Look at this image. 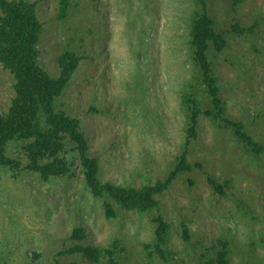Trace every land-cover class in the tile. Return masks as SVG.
I'll use <instances>...</instances> for the list:
<instances>
[{"label":"rangeland","instance_id":"1","mask_svg":"<svg viewBox=\"0 0 264 264\" xmlns=\"http://www.w3.org/2000/svg\"><path fill=\"white\" fill-rule=\"evenodd\" d=\"M30 1L37 2L43 25L41 66L56 76L65 48H83L89 55L61 101L80 119L91 154L99 159L101 180L138 186L162 179L183 149L182 94L193 90L208 104L190 59L194 0H146L142 18L132 25L122 0H81L64 20L55 18L53 0ZM231 3L209 0L217 30L229 27ZM237 18L254 25V32L228 33L227 47L211 51L210 58L227 115L264 143V0H244ZM12 83L0 65V113L9 106ZM198 122L187 158L200 166L157 195L170 224L164 257L152 246L153 213L113 202L115 214L108 217L77 167L73 176L44 181L38 173L14 176L0 166V264H51L58 252L81 242L69 238L74 227L83 228L82 242L92 245L123 241L126 264H211L219 240L228 246V264H264V154L244 151L229 129L203 114ZM22 145L11 143L8 155L23 159ZM208 176L229 183L225 194L213 191ZM58 258L89 263L69 251Z\"/></svg>","mask_w":264,"mask_h":264},{"label":"trees","instance_id":"2","mask_svg":"<svg viewBox=\"0 0 264 264\" xmlns=\"http://www.w3.org/2000/svg\"><path fill=\"white\" fill-rule=\"evenodd\" d=\"M85 2V0H83ZM121 1V0H120ZM130 18V25L142 18L146 0H122ZM81 0H53L55 18L64 20L74 15ZM209 0H194L189 22L190 59L196 80L206 93L207 105L196 97L193 90L181 96V107L186 114L185 140L182 151L175 157L172 169L154 182L135 185H121L99 177V159L91 154V146L83 131L80 119L71 114L62 103L73 74L89 60V55L75 48H65L58 56V74L52 75L39 64L38 43L42 33V21L36 3L30 0H0V65L12 76L13 96L7 110L0 113V166L13 171V175L29 171L38 173L42 180L73 176L77 167L81 180L92 197L102 202L106 215H114L112 203L123 205L138 213H153L154 224L152 246L164 257L170 224L164 218L157 195L167 190L175 179L199 167L187 158L188 145L198 137L200 114L229 129L237 144L253 155L264 154V143L255 139L242 121L228 116L221 97L218 79L210 58V52L221 53L228 45L227 34H249L254 25H244L237 18L238 6L244 0H232L234 13L229 27L217 30L213 16L208 11ZM109 24V21H108ZM80 41L84 40L81 36ZM21 142L23 159L8 155L11 143ZM74 177H78V174ZM213 191L225 194L224 185L211 176L207 178ZM70 239L81 241L58 252L78 254L87 264H126V245L114 239L105 246L92 245L85 240L84 230L74 227ZM183 239L188 241L185 228ZM220 249L211 264H228V246L219 240ZM213 248H216L213 245ZM56 257L51 264H80L60 260Z\"/></svg>","mask_w":264,"mask_h":264}]
</instances>
